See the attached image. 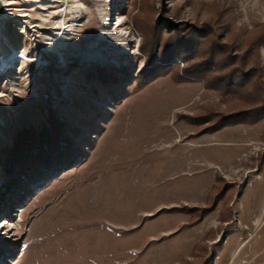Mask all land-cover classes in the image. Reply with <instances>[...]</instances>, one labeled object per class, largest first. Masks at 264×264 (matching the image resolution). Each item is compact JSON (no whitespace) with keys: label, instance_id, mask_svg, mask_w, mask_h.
<instances>
[{"label":"rangeland","instance_id":"374dc122","mask_svg":"<svg viewBox=\"0 0 264 264\" xmlns=\"http://www.w3.org/2000/svg\"><path fill=\"white\" fill-rule=\"evenodd\" d=\"M5 3L0 264H264V120L204 133L262 104L232 69L243 56L264 67V0ZM182 26L205 33L148 67L144 44ZM173 62L231 72L244 91L158 74ZM51 115L71 165L57 158L39 185L2 189V150Z\"/></svg>","mask_w":264,"mask_h":264},{"label":"trees","instance_id":"16d2710c","mask_svg":"<svg viewBox=\"0 0 264 264\" xmlns=\"http://www.w3.org/2000/svg\"><path fill=\"white\" fill-rule=\"evenodd\" d=\"M258 26L260 27V25L256 27ZM261 27L264 29V26ZM203 33H205V29H192L182 26L180 29L170 31V34L163 42L160 38L156 40L154 33L153 37H150L149 42L145 43L142 47L143 53L147 56V66H154L156 61L161 60V48L167 49L178 43H185L186 41L191 42L190 40L198 34ZM222 47L231 50L227 44H222ZM230 57H232L230 59L234 60L232 55H230ZM211 61H213V58ZM170 72H173L174 80L177 82L203 81L206 82L208 88L218 90L224 95H231L232 97L242 95L241 91H244L243 87L236 86L238 88H234L235 85L233 83L234 79L232 78V74H242L243 80L246 81L250 89L249 95H251L255 101L262 103L258 108L249 109L235 115L225 116L223 120L216 123L214 122L212 125L210 124L211 121L199 124L200 126L211 125L204 126L207 127L206 129L204 128L206 130L204 133H214L227 126L242 123L254 125L264 120V67L261 66V68H259L258 66H250L248 68L245 56H243L242 70H239L235 66L232 69V74L229 72L221 77L213 74L212 65L210 64L191 66L180 72L179 66L175 64V62L168 65L165 69L158 71V74L164 75ZM253 99L245 102L251 104ZM182 116L183 115H181V117ZM183 117L188 118L191 123H196V125H198L197 121L201 120L198 117ZM48 122H51V128L47 126L46 122H42L40 125L32 126L17 132L13 136L14 143L12 146L2 150L1 163L3 175L5 176L2 189H10L16 185L18 187H25L28 182L33 181L36 185H39L41 183L40 175L44 173V171L49 170L53 161L57 158L61 159V165L64 167L71 165L70 162H66L69 159L68 155L70 152L66 151L71 150V147L65 140L62 125L52 115L48 118Z\"/></svg>","mask_w":264,"mask_h":264},{"label":"bare ground","instance_id":"6f19581e","mask_svg":"<svg viewBox=\"0 0 264 264\" xmlns=\"http://www.w3.org/2000/svg\"><path fill=\"white\" fill-rule=\"evenodd\" d=\"M5 1H6V0H3V3H4V6L6 7V3H5ZM4 17H6V9H5V13H4V15H3V16L0 15V18H4ZM61 30H64V33H65V26L62 27ZM18 59H21V57L18 58ZM14 60H15V59H14ZM14 60L4 61V62H3V64H4L3 68L5 69V68H7V67H10V68L12 69V68L15 66L14 64L17 63V61L14 62ZM32 62H36V61H32ZM10 68H9V69H10ZM0 69H2V67H1ZM8 72H9V70L6 71L5 74L8 73ZM0 73H1V72H0Z\"/></svg>","mask_w":264,"mask_h":264},{"label":"water","instance_id":"95a60500","mask_svg":"<svg viewBox=\"0 0 264 264\" xmlns=\"http://www.w3.org/2000/svg\"><path fill=\"white\" fill-rule=\"evenodd\" d=\"M6 7L4 6L3 0H0V15L3 16L5 13Z\"/></svg>","mask_w":264,"mask_h":264}]
</instances>
